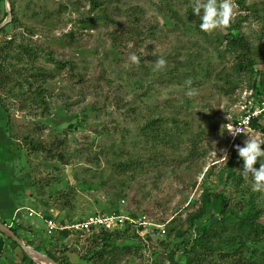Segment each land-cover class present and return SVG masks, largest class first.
Instances as JSON below:
<instances>
[{
	"label": "rangeland",
	"instance_id": "rangeland-1",
	"mask_svg": "<svg viewBox=\"0 0 264 264\" xmlns=\"http://www.w3.org/2000/svg\"><path fill=\"white\" fill-rule=\"evenodd\" d=\"M236 3L239 31L231 36L249 41L252 72L236 65L225 29H198L191 0L0 4V24L12 17L0 45L14 39L37 54L9 52L11 78L0 88V179L20 189L23 214L73 222L120 211L167 230L149 244L126 232L114 234L107 252L93 244L71 250L60 237L34 231L44 230L43 219L23 223L15 213L10 224L24 225L29 247L65 264H189L198 254L201 264H264V194L250 191L236 151L248 137L225 131L255 97V80H263L264 0ZM159 58L167 64L157 70ZM188 80L198 92L191 98ZM252 135L264 138V121ZM251 199L263 232L257 241L226 216L241 215ZM206 201L200 221L211 231L212 250L190 255V219Z\"/></svg>",
	"mask_w": 264,
	"mask_h": 264
},
{
	"label": "trees",
	"instance_id": "trees-1",
	"mask_svg": "<svg viewBox=\"0 0 264 264\" xmlns=\"http://www.w3.org/2000/svg\"><path fill=\"white\" fill-rule=\"evenodd\" d=\"M5 2V0H0V4L3 5ZM5 15H7L6 13H4ZM190 18L193 19V17L196 19V21H194L199 29V23H200V19L198 16L193 15L192 13V8L190 10ZM1 25V24H0ZM9 27V24L3 29L5 31L6 28ZM239 23L237 22H233L231 24V26L228 29H225L228 34L231 36V33H235L237 31H239ZM3 33L2 30L0 31V34ZM16 40L11 39V40H7L5 41L2 45H0V88H2L3 85L9 83L10 78H11V74L8 72L7 70V66L6 64L8 63V58L11 51H15L16 48L20 49V53L22 56H28V59H31V57H36V52L35 49L30 46L29 44H21L18 45L15 43ZM231 51L235 52L237 59V63L236 65L238 66L239 64V69L242 70L244 67H246L247 69H249L250 72H252L254 70V64H253V60L252 62L247 61V59L249 60L251 57V46L249 44V41H247V39L238 34L235 35L233 34L231 36V39L229 40V42H227ZM34 61V59H33ZM59 65V63H58ZM245 70V68H244ZM255 71V70H254ZM258 75V74H257ZM262 79L261 81H259V83H257V81L255 80V85L253 87V89L256 91L255 97L254 98H258L259 96H263L264 95V70L261 73ZM33 79V76L31 77ZM35 80L37 79V76L34 78ZM28 80V79H27ZM29 85H31L30 82ZM261 121H264V116H262L260 119L254 121L252 123V126L254 127V129L258 130L259 129V125L261 123ZM232 177L234 179V182L238 181L239 179L236 178V176H234L232 174ZM231 177V178H232ZM220 195V193L218 194ZM222 198V195H220ZM220 199V197H219ZM207 202H205V204L203 205V207L201 208V210L199 211V213L197 215H194L191 219H190V224L192 227V232L193 234H195V239L194 241H192L191 243H188L187 245H185L184 247V252L190 255L193 254H198L197 250L198 248L200 250H209L211 251L212 248L210 247V239L212 236L211 235V231L208 229L209 227L206 224H202L201 223V219L204 217L206 210H207ZM222 207L224 209V211H229V205L228 202L222 201ZM247 208H245V211L240 215V213L238 212H234L233 210H230V215L226 214V216L234 221V217L236 219L235 222H237V225L239 227V229L243 232H247V233H251L252 235L255 236L256 241L259 240V238L262 236L263 232L262 230H259V226L257 225V221L259 220L258 215L256 214V212L254 211L256 209L255 203L252 201V199L249 201V203L246 206ZM223 225L229 223V220H222ZM198 223V224H197ZM245 230V231H244ZM13 231L17 234L16 229H13ZM245 232V233H246ZM126 233V232H125ZM124 234V233H123ZM18 235V234H17ZM67 233L58 235L56 237H60L61 240L63 241L66 237H67ZM114 234H109V233H103L100 235H96L93 237V245L94 246H102V250L107 252L108 249L110 248V243L112 241V238L114 237ZM64 242V241H63ZM38 250V249H37ZM39 251V250H38ZM48 256H50L52 259H54L57 263L60 264H65L63 261H60L58 258H56L55 256L51 255V254H47ZM156 255V253H153V251L151 252V256L152 258H154ZM200 256H197L195 259L191 260V263L189 264H201L202 263V255L203 254H198ZM32 264H35L34 262H32ZM67 264V263H66Z\"/></svg>",
	"mask_w": 264,
	"mask_h": 264
},
{
	"label": "built area",
	"instance_id": "built-area-1",
	"mask_svg": "<svg viewBox=\"0 0 264 264\" xmlns=\"http://www.w3.org/2000/svg\"><path fill=\"white\" fill-rule=\"evenodd\" d=\"M263 114L264 98H253L245 104L244 115L233 125H241L245 129H250L252 134L255 131L252 123L258 120ZM229 136L232 139L242 138L244 136L247 137L245 133H241L235 138L230 134ZM18 213L19 212H17V214ZM27 213L29 217L43 219L41 213L32 210H27ZM23 219L24 217L20 216V221ZM43 220L45 221L44 231L47 232L49 237H55L64 233L68 234L64 239V246L71 250H77L79 245L84 246V244L90 245L89 247H91L93 244V237L103 233L122 234L131 232L146 244L167 234L164 225L156 223L148 216L127 215L120 211L96 213L86 219L73 222L57 221L54 218ZM191 235L194 237L193 239H195L196 236L193 232Z\"/></svg>",
	"mask_w": 264,
	"mask_h": 264
},
{
	"label": "clouds",
	"instance_id": "clouds-1",
	"mask_svg": "<svg viewBox=\"0 0 264 264\" xmlns=\"http://www.w3.org/2000/svg\"><path fill=\"white\" fill-rule=\"evenodd\" d=\"M191 8L193 15L198 16L200 19V31L207 34L228 29L234 22L238 12L236 0H191ZM129 59L132 64L138 65L140 63V58L135 53L130 54ZM166 64L167 61L164 58H159L155 62V67L157 70L163 69ZM186 84L188 90L185 95L189 98L196 96L198 92L191 87L192 81L188 80ZM254 130L256 131V129ZM225 131L233 138L241 133L247 135L248 139L245 140L243 147L236 145L238 157L243 161L241 176L249 183L251 192L264 194V147H262L264 138H256L252 135L253 133L251 134L250 129H245L241 125L234 126L231 124ZM223 156L228 158L226 150H224ZM257 163H259L258 169L254 167Z\"/></svg>",
	"mask_w": 264,
	"mask_h": 264
},
{
	"label": "crops",
	"instance_id": "crops-1",
	"mask_svg": "<svg viewBox=\"0 0 264 264\" xmlns=\"http://www.w3.org/2000/svg\"><path fill=\"white\" fill-rule=\"evenodd\" d=\"M16 190L20 189L17 186H14L10 179L7 181L2 178L0 179V221L11 228H14V224H10L13 216L15 213L17 214V212H21V214H23V207L21 206L25 205L24 198ZM21 217H24L21 221L23 223H25L26 219L35 218L29 217L28 214H23ZM30 222L39 223L35 221ZM15 226L16 227L14 229H16L18 236L26 245H28V240L26 241L28 233L24 231V225L20 223L15 224ZM35 230L39 232L44 231L40 227L37 229L34 228V231ZM34 235H36L35 232ZM32 262L40 264V261L36 262L35 259L28 256L15 242L0 233V264H32Z\"/></svg>",
	"mask_w": 264,
	"mask_h": 264
},
{
	"label": "water",
	"instance_id": "water-1",
	"mask_svg": "<svg viewBox=\"0 0 264 264\" xmlns=\"http://www.w3.org/2000/svg\"><path fill=\"white\" fill-rule=\"evenodd\" d=\"M8 2V0H5ZM12 20V17L8 14V21L2 23L0 25V31L5 28L8 24H10ZM0 233L6 236L7 238L11 239L13 242H15L22 250L30 256L32 259H36L40 262H44L46 264H58L54 259H52L50 256L41 253L40 251L29 247L26 245L22 239L13 231L12 228L4 224L0 221Z\"/></svg>",
	"mask_w": 264,
	"mask_h": 264
},
{
	"label": "bare ground",
	"instance_id": "bare-ground-1",
	"mask_svg": "<svg viewBox=\"0 0 264 264\" xmlns=\"http://www.w3.org/2000/svg\"><path fill=\"white\" fill-rule=\"evenodd\" d=\"M40 264H46V263H44V262H40Z\"/></svg>",
	"mask_w": 264,
	"mask_h": 264
}]
</instances>
